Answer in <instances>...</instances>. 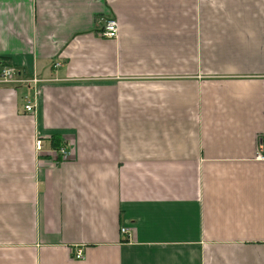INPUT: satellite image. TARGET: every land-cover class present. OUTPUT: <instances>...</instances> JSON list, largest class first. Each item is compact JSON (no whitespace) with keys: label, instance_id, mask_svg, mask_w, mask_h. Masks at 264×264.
Returning <instances> with one entry per match:
<instances>
[{"label":"crops","instance_id":"crops-1","mask_svg":"<svg viewBox=\"0 0 264 264\" xmlns=\"http://www.w3.org/2000/svg\"><path fill=\"white\" fill-rule=\"evenodd\" d=\"M1 62L0 264H264V0H0Z\"/></svg>","mask_w":264,"mask_h":264},{"label":"built area","instance_id":"built-area-1","mask_svg":"<svg viewBox=\"0 0 264 264\" xmlns=\"http://www.w3.org/2000/svg\"><path fill=\"white\" fill-rule=\"evenodd\" d=\"M119 30H120V25L119 21L115 17H110L108 18L104 25L101 27L99 30L100 34L106 37H112V38H117L119 36ZM61 63L60 61L54 62V66L57 67ZM40 82V78L36 75L29 76L25 75L22 72H19L15 66L12 65H5L2 62L0 63V83H6L14 86H20V85H25V86H32V85H37V83ZM24 102V108L26 111H33L36 108V105L33 101H31L29 98H25L23 100ZM42 148V143L41 140H37V149ZM60 153L63 158H67L68 155L70 154V151L67 147H62L60 150ZM260 159H264V139L260 143V149L259 153L257 155ZM123 231L126 233L127 230L123 228ZM84 247L78 246L73 255L77 259H81L84 256Z\"/></svg>","mask_w":264,"mask_h":264},{"label":"trees","instance_id":"trees-1","mask_svg":"<svg viewBox=\"0 0 264 264\" xmlns=\"http://www.w3.org/2000/svg\"><path fill=\"white\" fill-rule=\"evenodd\" d=\"M52 146L58 148L61 146V138L58 135H53L51 138Z\"/></svg>","mask_w":264,"mask_h":264}]
</instances>
